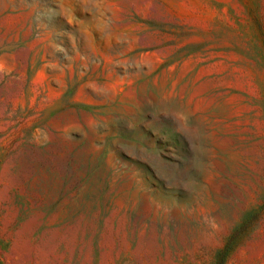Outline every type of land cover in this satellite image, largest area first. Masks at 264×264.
Returning <instances> with one entry per match:
<instances>
[{
  "label": "rangeland",
  "instance_id": "rangeland-1",
  "mask_svg": "<svg viewBox=\"0 0 264 264\" xmlns=\"http://www.w3.org/2000/svg\"><path fill=\"white\" fill-rule=\"evenodd\" d=\"M0 264H264V0H0Z\"/></svg>",
  "mask_w": 264,
  "mask_h": 264
}]
</instances>
